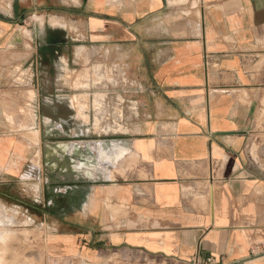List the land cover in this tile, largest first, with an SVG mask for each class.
Listing matches in <instances>:
<instances>
[{
    "label": "crops",
    "instance_id": "obj_1",
    "mask_svg": "<svg viewBox=\"0 0 264 264\" xmlns=\"http://www.w3.org/2000/svg\"><path fill=\"white\" fill-rule=\"evenodd\" d=\"M83 63L95 110L119 97L139 120L128 137L92 143L122 154L66 189L80 211L49 222V255L264 264V0H0L5 182L39 174L40 129L56 117L41 97Z\"/></svg>",
    "mask_w": 264,
    "mask_h": 264
},
{
    "label": "rangeland",
    "instance_id": "obj_2",
    "mask_svg": "<svg viewBox=\"0 0 264 264\" xmlns=\"http://www.w3.org/2000/svg\"><path fill=\"white\" fill-rule=\"evenodd\" d=\"M82 54L84 57V50ZM65 70L57 74L60 77L56 81L57 95L50 100L47 96L41 97L42 110L53 106L56 117L49 123L45 121L40 129L45 138L38 157L39 174L23 186L0 178V264H58L49 255L47 225L59 216L70 217L80 211V192H65L67 188L75 184L84 186L86 179L99 177L97 167L103 162V154H93L95 148L101 147H93L92 143L103 146L104 141L128 137L138 123L140 112L136 105L122 102L119 97L115 102L109 98L111 107L114 105L111 112H102L103 105L100 111L95 110L99 106L97 96L90 97V101L84 96V89L88 88L84 86V63L81 67L73 65L71 71ZM43 85L47 83L44 81ZM88 102L94 105L91 110ZM41 114L47 115V112L41 111ZM59 143H70L75 149L59 156L53 152ZM84 143H90L92 151ZM114 151V155L119 154Z\"/></svg>",
    "mask_w": 264,
    "mask_h": 264
},
{
    "label": "bare ground",
    "instance_id": "obj_3",
    "mask_svg": "<svg viewBox=\"0 0 264 264\" xmlns=\"http://www.w3.org/2000/svg\"><path fill=\"white\" fill-rule=\"evenodd\" d=\"M84 99H85V98H84ZM74 101H75V100H74ZM83 102H84V101H83ZM79 104H80V103H79ZM87 145H88V144H87ZM81 147H82V146H81ZM82 148H83V147H82ZM85 148H86V146H85ZM85 148H84V149H85ZM89 148L91 149L90 146H89ZM71 149L74 150L75 147L72 148V145H71L70 143H59L58 146H57V149H55L53 152H55L56 154H58L59 156H61L63 153H67V152L70 151ZM100 149H101V148H97V149L95 148V151H96V152H94V151H93V152H94L95 154H100V153H101V155L103 154V155H102V159H103V161H109V162H110V160L113 158V156H118V154H115V155L106 154V153H105L106 151L103 152L104 150L102 151V149H101V151H100ZM114 149L117 150L119 153H121L120 150L117 149V147H114ZM57 150H60L61 152H58ZM83 153H84V152H83ZM121 154H122V153H121ZM65 155H66V154H65ZM83 155H84V154H83ZM59 156H58V157H59ZM95 156H96V155H95ZM97 156H99V155H97ZM97 156H96V157H97ZM85 157H86V156H85ZM61 159H62V158H61ZM97 159H98V158H97ZM97 159H96V160H97ZM102 159H101V160H102ZM98 161H99V160H98ZM77 163H78V162H77ZM76 165H77V164H76ZM96 167H97V166H95V168H96ZM51 168H52V167H51ZM56 169H57V168H56ZM61 171H62V170H61ZM80 174H81V173H80ZM89 174H90V173L87 172V175H88V176H89ZM93 175H94V174H93ZM67 176H69V174H68ZM67 176H65L64 178H65V179H67V178H69V177L74 178V175H71V176H69V177H67ZM81 176H82V175H81ZM74 179H75V178H74ZM62 181H63V180H62Z\"/></svg>",
    "mask_w": 264,
    "mask_h": 264
}]
</instances>
